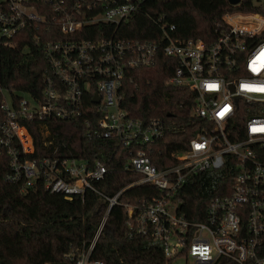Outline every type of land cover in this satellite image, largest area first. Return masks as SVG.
I'll use <instances>...</instances> for the list:
<instances>
[{
	"label": "built area",
	"instance_id": "1",
	"mask_svg": "<svg viewBox=\"0 0 264 264\" xmlns=\"http://www.w3.org/2000/svg\"><path fill=\"white\" fill-rule=\"evenodd\" d=\"M155 4L0 0V158L9 170L4 181L21 192L39 182L69 201L92 192L108 203L88 249L51 264H103L90 254L109 212L125 191L141 185L150 186L147 195L123 205L129 240H153L172 264H264V15L226 12L213 22L211 41L181 40L165 14L146 11ZM139 15L156 26L162 44L125 34L124 26ZM26 31L45 63L31 83L37 95L8 85L3 74L4 52L26 41ZM86 32L92 36L86 39ZM160 53L174 64L166 85L190 93L191 116L202 123L186 149L169 154L158 147L163 122L134 118L123 106L126 74L154 66ZM73 121L82 124L84 138L111 140L116 150L124 149L122 170L139 178L113 196L100 190L105 163L65 156L54 145L49 123ZM31 125L41 138V156ZM226 166L235 172L228 193L206 205L203 221L188 220L183 186Z\"/></svg>",
	"mask_w": 264,
	"mask_h": 264
},
{
	"label": "trees",
	"instance_id": "2",
	"mask_svg": "<svg viewBox=\"0 0 264 264\" xmlns=\"http://www.w3.org/2000/svg\"><path fill=\"white\" fill-rule=\"evenodd\" d=\"M146 11L150 15L165 14L176 27L181 40L211 41L213 22L226 12H253L264 15V9L251 0H241L231 6L226 0H155ZM132 40L161 42L155 36L156 26L139 15L124 26ZM4 52L3 74L7 84L37 95L39 88L31 83L40 76L45 63L30 40ZM89 32L84 37L90 38ZM162 44V43H161ZM28 47L27 52L26 48ZM162 47V46H161ZM174 64L172 59L158 55L154 66L131 70L126 74L123 106L137 119H160L165 126V138L158 144L164 154L182 151L196 136L201 122L191 116L194 99L184 89L166 85ZM52 139L65 156L89 163L99 159L108 173L97 184L107 196H113L139 178L122 170L127 163L124 149H117L111 140H88L82 135V124L73 122L49 123ZM35 140L36 156L44 150L35 126L28 127ZM51 152V150H49ZM159 168L163 164L153 160ZM7 161L0 158V264H51L64 262L66 257H79L95 235L108 203L96 194L87 192L83 199L65 200L61 195L46 192L41 183L21 192L19 185L4 181L8 173ZM235 172L226 166L220 171H207L191 177L182 188L186 218L203 221L206 205L217 196L228 193ZM150 186L141 185L125 191L108 215L105 227L90 254L91 260L103 264H172L166 261L160 244L153 240H129L126 236V213L123 205L132 204L147 195Z\"/></svg>",
	"mask_w": 264,
	"mask_h": 264
},
{
	"label": "rangeland",
	"instance_id": "3",
	"mask_svg": "<svg viewBox=\"0 0 264 264\" xmlns=\"http://www.w3.org/2000/svg\"><path fill=\"white\" fill-rule=\"evenodd\" d=\"M251 2L254 6L261 7L262 9H264V0H251ZM175 264H193V262L188 259L187 262L184 260H180L177 261Z\"/></svg>",
	"mask_w": 264,
	"mask_h": 264
},
{
	"label": "water",
	"instance_id": "4",
	"mask_svg": "<svg viewBox=\"0 0 264 264\" xmlns=\"http://www.w3.org/2000/svg\"><path fill=\"white\" fill-rule=\"evenodd\" d=\"M229 5L236 6L240 3L241 0H226Z\"/></svg>",
	"mask_w": 264,
	"mask_h": 264
},
{
	"label": "snow or ice",
	"instance_id": "5",
	"mask_svg": "<svg viewBox=\"0 0 264 264\" xmlns=\"http://www.w3.org/2000/svg\"><path fill=\"white\" fill-rule=\"evenodd\" d=\"M210 87H215L214 85L210 86ZM225 111H227V109H225Z\"/></svg>",
	"mask_w": 264,
	"mask_h": 264
}]
</instances>
